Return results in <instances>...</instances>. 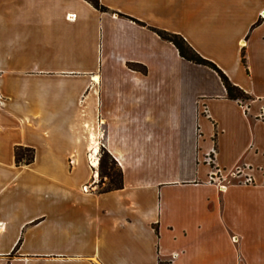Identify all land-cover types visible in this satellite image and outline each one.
Segmentation results:
<instances>
[{
  "label": "crops",
  "instance_id": "crops-1",
  "mask_svg": "<svg viewBox=\"0 0 264 264\" xmlns=\"http://www.w3.org/2000/svg\"><path fill=\"white\" fill-rule=\"evenodd\" d=\"M99 1L0 0V264H264V0Z\"/></svg>",
  "mask_w": 264,
  "mask_h": 264
},
{
  "label": "trees",
  "instance_id": "trees-1",
  "mask_svg": "<svg viewBox=\"0 0 264 264\" xmlns=\"http://www.w3.org/2000/svg\"><path fill=\"white\" fill-rule=\"evenodd\" d=\"M88 2L93 8L100 12H107V9L101 5L99 0H85ZM156 33L165 41L173 44L178 50L180 56L185 60L194 63L196 65L204 66L210 68L215 71L221 79L223 86L227 92V97L230 100L237 101L241 104L246 105L251 101V97L246 94L239 87L235 86L231 81L227 78V76L211 61L203 58L199 55L186 41L183 37L176 34H171L164 31H156ZM242 63L246 66V61L244 58V52L242 53ZM129 67L131 69L141 71L145 73V68L130 64ZM216 149V146H215ZM100 163H99V177L101 178V182L103 178H106L109 181V185L106 189L99 188V193H106L114 190H119L122 188V172L119 169L117 163L113 160V158L104 150L100 151ZM15 158L16 162L20 163L25 161L26 163H32L34 161V151L32 149H25L22 147H17L15 149ZM159 264H169L160 261Z\"/></svg>",
  "mask_w": 264,
  "mask_h": 264
},
{
  "label": "rangeland",
  "instance_id": "rangeland-1",
  "mask_svg": "<svg viewBox=\"0 0 264 264\" xmlns=\"http://www.w3.org/2000/svg\"><path fill=\"white\" fill-rule=\"evenodd\" d=\"M100 157H101V156H100ZM96 180H97V181H96L97 186L99 185L101 189H106V188L108 187V185H109V181H108L106 178H103L101 184H100V182H101V178H100V177H99V178L97 177Z\"/></svg>",
  "mask_w": 264,
  "mask_h": 264
},
{
  "label": "bare ground",
  "instance_id": "bare-ground-1",
  "mask_svg": "<svg viewBox=\"0 0 264 264\" xmlns=\"http://www.w3.org/2000/svg\"><path fill=\"white\" fill-rule=\"evenodd\" d=\"M97 153H98V147L95 145L94 146V153H93V155L94 156H97ZM91 159V158H90ZM97 159L96 160H94V166H97Z\"/></svg>",
  "mask_w": 264,
  "mask_h": 264
}]
</instances>
